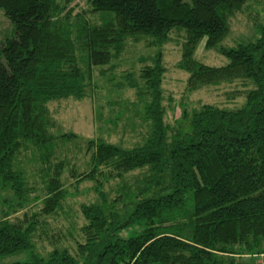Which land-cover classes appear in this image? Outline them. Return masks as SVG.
I'll return each mask as SVG.
<instances>
[{
    "label": "trees",
    "instance_id": "obj_1",
    "mask_svg": "<svg viewBox=\"0 0 264 264\" xmlns=\"http://www.w3.org/2000/svg\"><path fill=\"white\" fill-rule=\"evenodd\" d=\"M73 1L0 0L11 25L0 40V188L16 196L14 207L42 193L23 219L0 216V260L26 256L2 264H250L245 257L264 256V30L254 41L220 48L224 65L192 56L200 40L207 49L221 41L246 0H85L86 9L75 12ZM174 32L188 86L248 78L254 87L242 93V106L184 108L170 129L157 53L138 72L147 122L140 142L85 138V169L77 171L60 146L79 136L61 130L48 104L81 99L94 87L93 71H108L100 66L125 41L162 45ZM133 170L142 172L131 186L123 179ZM64 173L74 183L122 184L109 200L98 189V202L80 205L82 241L73 253L56 239L41 254L34 238L44 232L43 218L61 208Z\"/></svg>",
    "mask_w": 264,
    "mask_h": 264
},
{
    "label": "rangeland",
    "instance_id": "obj_2",
    "mask_svg": "<svg viewBox=\"0 0 264 264\" xmlns=\"http://www.w3.org/2000/svg\"><path fill=\"white\" fill-rule=\"evenodd\" d=\"M188 1V0H183ZM76 3V5L74 4ZM76 10L86 9L85 0L71 2ZM87 15H90L87 13ZM92 20V17H91ZM93 20H96V18ZM11 25L0 9V40L9 35ZM264 30V0H246L227 21V33L213 48H204L200 40L193 49V59L208 66H221L227 62V58L219 51L236 47L239 43L254 41ZM180 34L174 32L170 40L162 45H145L142 42L125 41L114 52L108 64L100 66L111 67L108 71H93L92 81L94 87L84 91L81 99L68 97L48 104L50 114L56 123L63 125L64 129L72 130L79 137L73 138L60 146L69 164L75 166L77 171L85 169L84 166V139L101 137L110 142H118L123 145L139 143L144 136L147 123L142 117V109L137 91H145L143 79L138 74L143 65L152 64L157 53L161 54L160 62L165 67L160 87L162 91V105L164 109V121L170 129L175 130L178 122L174 120L179 116L181 109L196 108L200 104H212L227 109L242 106L245 90L254 87L248 78L230 77L220 81L198 83L194 87L187 84L188 73L177 67L180 51ZM178 41V42H177ZM58 126V125H57ZM32 166V164H31ZM33 167V166H32ZM142 170H133L124 175L123 181L133 186L135 178ZM64 185L66 197L61 202V208L45 216V224L39 225L43 234L35 237L36 250L44 254L57 244L65 246L71 253L76 249V242L82 241L80 227L84 223L80 212V205L88 202H98V189L103 190L106 198L116 195L118 187L122 184L119 179H101L100 184L94 181L83 180L78 183L66 178L64 173ZM37 189L35 199L29 197L23 204L12 206L16 196L8 189L0 188V216L8 212L6 218L11 221L23 219V213L36 211L42 193ZM6 203L11 205L7 208ZM51 241V244H49ZM26 256L23 252L8 255L0 264L12 260H21ZM250 264L264 263V256L257 255L245 257Z\"/></svg>",
    "mask_w": 264,
    "mask_h": 264
},
{
    "label": "built area",
    "instance_id": "obj_3",
    "mask_svg": "<svg viewBox=\"0 0 264 264\" xmlns=\"http://www.w3.org/2000/svg\"><path fill=\"white\" fill-rule=\"evenodd\" d=\"M258 264H264V263L261 261V262H259Z\"/></svg>",
    "mask_w": 264,
    "mask_h": 264
}]
</instances>
